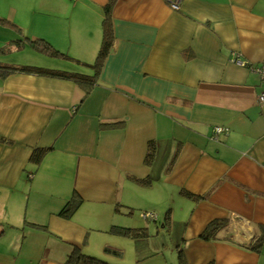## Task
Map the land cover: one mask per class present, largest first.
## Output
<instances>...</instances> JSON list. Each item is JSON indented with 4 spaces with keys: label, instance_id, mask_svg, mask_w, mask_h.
I'll list each match as a JSON object with an SVG mask.
<instances>
[{
    "label": "crops",
    "instance_id": "0c3cea01",
    "mask_svg": "<svg viewBox=\"0 0 264 264\" xmlns=\"http://www.w3.org/2000/svg\"><path fill=\"white\" fill-rule=\"evenodd\" d=\"M168 1L0 0V67L77 74L96 61L105 10L111 43L91 86L0 69V264H66L73 251L264 264V87L234 63L264 64V0ZM40 40L64 57L16 60L51 58ZM215 221L227 227L200 238Z\"/></svg>",
    "mask_w": 264,
    "mask_h": 264
},
{
    "label": "trees",
    "instance_id": "16d2710c",
    "mask_svg": "<svg viewBox=\"0 0 264 264\" xmlns=\"http://www.w3.org/2000/svg\"><path fill=\"white\" fill-rule=\"evenodd\" d=\"M113 0H110V3L112 4ZM105 15L107 17L103 21V40L100 47V50L98 52L96 61L93 65H84L88 68H91L94 71L95 76H85L75 73H67L62 71H56V70H47L42 68H36V67H29V66H20V67H9V68H3L0 67L3 73H22L27 75H37V76H44V77H51V78H57V79H64V80H70L73 82H76L79 85L83 86H91L97 76V72L102 64V61L104 60L105 56L108 54V49L111 46L110 43V36H109V30H108V10H105ZM31 46L37 50L38 52H41L45 55L51 56V57H59L61 55L57 51L53 50L48 44H46L43 41H34L31 42ZM148 158V156H147ZM40 157L38 155L33 156L34 162L37 163ZM138 182V180H137ZM185 193V192H184ZM192 197L191 195H188ZM78 199L73 198L72 201L68 202L65 207L60 211L59 216L63 218H67L74 209L78 206ZM118 211V210H117ZM227 227V223L225 221H215L208 225L206 230L201 234L200 238L208 240L213 239L216 234ZM115 234H118L120 236L130 238V239H145L148 237V234L146 230L144 229H122V228H115L113 231ZM261 238L255 239L249 246V248L253 251H258L261 245ZM111 253H115L112 251H108ZM66 264H102L98 261H95L94 259L87 258L83 256L81 253L73 251V253L69 256ZM179 264H185L182 257L179 256Z\"/></svg>",
    "mask_w": 264,
    "mask_h": 264
},
{
    "label": "rangeland",
    "instance_id": "374dc122",
    "mask_svg": "<svg viewBox=\"0 0 264 264\" xmlns=\"http://www.w3.org/2000/svg\"><path fill=\"white\" fill-rule=\"evenodd\" d=\"M25 54H16L15 55V58H16V60L19 62V61H22V62H26V63H28V64H32V65H34V66H38V67H47L48 65L49 66H52L51 64H53V65H55V63H56V61L59 59V58H46V57H44V56H34V55H30V56H28L27 54H26V56H24ZM67 58V57H66ZM68 59V58H67ZM67 61V60H66ZM65 64H67V63H65ZM56 66H58V65H56ZM53 68V67H52ZM89 68L88 67H84V66H80V67H76V68H74V69H71V70H79V71H72V72H77V74H82L83 72H87V71H89L88 70ZM82 71V72H81ZM71 72V71H70ZM153 242L154 243H157L158 245H159V247L160 246H162L163 244H168V242L167 241H164V239L162 238V240H160V241H158V240H153ZM166 247V246H165ZM151 254L152 253H149V252H145V254H143V255H141L143 258H142V260H140L141 261V263L140 264H154L155 262H159L160 261V264H162L163 263V260H162V258H154V257H149V256H151ZM161 255L163 254V253H160ZM114 257V256H113ZM121 258H122V261H124V262H126V264H132L133 263V258H131V256L129 257V256H127V254H125L124 253V255L123 256H120ZM120 257H115V260L116 261H119V260H121V258ZM135 258V257H134ZM94 259V258H93ZM95 261H100V260H98V259H94ZM134 264V263H133ZM135 264H137V263H135Z\"/></svg>",
    "mask_w": 264,
    "mask_h": 264
},
{
    "label": "built area",
    "instance_id": "2783aa9c",
    "mask_svg": "<svg viewBox=\"0 0 264 264\" xmlns=\"http://www.w3.org/2000/svg\"><path fill=\"white\" fill-rule=\"evenodd\" d=\"M181 1L182 0H169L168 2H169V6L171 7V9L175 12H178L180 10ZM234 63L240 68H245L249 70L250 72H252L253 74H256L260 78V82L262 86L264 87V64L259 65V66H250V65H247L246 62H242L239 60H235ZM258 101L259 103H264V89L259 95ZM223 131L224 129L221 127L215 128L213 135L216 136L219 133H222ZM141 217L144 219H152V220L155 219V217L152 214H141Z\"/></svg>",
    "mask_w": 264,
    "mask_h": 264
}]
</instances>
